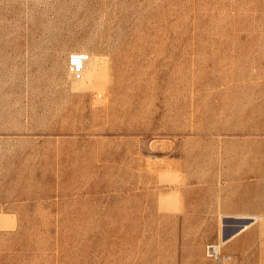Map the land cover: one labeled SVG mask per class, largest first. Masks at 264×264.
<instances>
[{
	"label": "rangeland",
	"instance_id": "obj_1",
	"mask_svg": "<svg viewBox=\"0 0 264 264\" xmlns=\"http://www.w3.org/2000/svg\"><path fill=\"white\" fill-rule=\"evenodd\" d=\"M263 214L264 0H0V264H264Z\"/></svg>",
	"mask_w": 264,
	"mask_h": 264
},
{
	"label": "built area",
	"instance_id": "obj_2",
	"mask_svg": "<svg viewBox=\"0 0 264 264\" xmlns=\"http://www.w3.org/2000/svg\"><path fill=\"white\" fill-rule=\"evenodd\" d=\"M85 58H89L87 54L81 52H73L70 55V62L74 67H78L81 74L89 73L94 65L93 59L86 62ZM90 63L89 68L87 64ZM87 67V68H86ZM208 258L214 260L216 264H235L234 257L231 253L223 250V246L219 242H210L205 249Z\"/></svg>",
	"mask_w": 264,
	"mask_h": 264
},
{
	"label": "bare ground",
	"instance_id": "obj_3",
	"mask_svg": "<svg viewBox=\"0 0 264 264\" xmlns=\"http://www.w3.org/2000/svg\"><path fill=\"white\" fill-rule=\"evenodd\" d=\"M256 210V209H255ZM264 215V214H263ZM262 215V216H263ZM260 217L259 215H252V216H243V218H248V219H256ZM249 226V223L247 222V224H243V225H240L238 228L234 229L229 235L225 236L223 239H222V242L225 243L229 240L230 237L240 233L241 231H243L245 228H247ZM264 232V231H263ZM222 233V232H221ZM223 234V233H222ZM227 234V233H225ZM223 237V236H222Z\"/></svg>",
	"mask_w": 264,
	"mask_h": 264
}]
</instances>
